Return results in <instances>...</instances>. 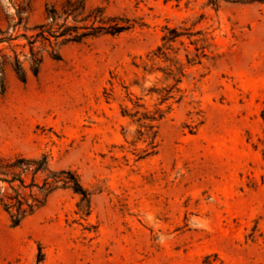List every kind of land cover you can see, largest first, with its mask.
Wrapping results in <instances>:
<instances>
[{
	"label": "rangeland",
	"instance_id": "1",
	"mask_svg": "<svg viewBox=\"0 0 264 264\" xmlns=\"http://www.w3.org/2000/svg\"><path fill=\"white\" fill-rule=\"evenodd\" d=\"M60 1L33 0L30 26ZM88 5L132 29L65 47L26 84L8 70L0 155L48 156L53 171L79 176L90 204L60 189L17 227L0 206V264H37L40 251L43 264H264V5ZM13 13L0 0V27ZM167 27L202 31L210 47L188 69L182 100L160 105L143 66ZM183 41L174 49L186 63L195 47ZM168 106L153 148L139 118Z\"/></svg>",
	"mask_w": 264,
	"mask_h": 264
},
{
	"label": "trees",
	"instance_id": "2",
	"mask_svg": "<svg viewBox=\"0 0 264 264\" xmlns=\"http://www.w3.org/2000/svg\"><path fill=\"white\" fill-rule=\"evenodd\" d=\"M222 2L264 5V0H208L209 5L215 8H219ZM9 3L14 8V13L12 16L6 15V27H0L2 91H5L8 70L14 73L20 83L26 84L29 73L34 77L39 75L46 58L60 61L65 47L87 45L104 36H118L133 27L131 21L126 18L108 16L104 7H90L88 0H61L48 5L45 21L30 26L29 15L33 0H9ZM165 31L162 45L147 54L143 66L146 83L149 77H155L157 81L151 88H146V93L148 96H158L160 105H168L172 100H176V103L182 100L181 85L187 77L188 69L201 65L208 57L210 47L202 31L191 32L168 27ZM184 38L195 47L194 53L185 48L186 63L180 59V49H174L178 42L184 46ZM21 40L25 43H19ZM5 45L7 46L2 47ZM158 84L162 87L159 88ZM170 110L171 106H168L166 111L158 109L153 114L146 111V114L139 118V121L146 122L145 135L149 145L153 146L157 138L155 123L160 122ZM137 115L139 112H136L134 117ZM262 118L264 120V111ZM60 189H70L81 196L82 202L90 204L91 193L82 186L79 176L70 170L53 171L48 156L27 158L17 155L6 158L0 155V206L10 216L13 227L19 226L43 208L48 198ZM43 261L44 256L40 251L37 264H43Z\"/></svg>",
	"mask_w": 264,
	"mask_h": 264
}]
</instances>
